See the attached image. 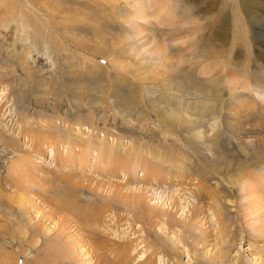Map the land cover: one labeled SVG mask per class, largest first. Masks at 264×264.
Instances as JSON below:
<instances>
[{"label": "rangeland", "instance_id": "374dc122", "mask_svg": "<svg viewBox=\"0 0 264 264\" xmlns=\"http://www.w3.org/2000/svg\"><path fill=\"white\" fill-rule=\"evenodd\" d=\"M247 84L264 92V0H0V264H264Z\"/></svg>", "mask_w": 264, "mask_h": 264}, {"label": "bare ground", "instance_id": "6f19581e", "mask_svg": "<svg viewBox=\"0 0 264 264\" xmlns=\"http://www.w3.org/2000/svg\"><path fill=\"white\" fill-rule=\"evenodd\" d=\"M146 13V12H145ZM144 16H145V14H144ZM147 16V15H146ZM145 19H147L146 17H144ZM150 18V17H149ZM162 18V17H161ZM162 21V20H161ZM255 83V82H254ZM257 85H259V84H257ZM245 91L248 89V92L250 93V94H252L253 96H256L258 99H260L261 100V102H264V92H262L261 93V90H260V88L259 87H256L254 84H247L246 85V87L245 88H243ZM174 97V96H173ZM197 97V96H196ZM191 100V99H190ZM189 100V101H190ZM193 100V99H192ZM195 100V99H194ZM199 100V99H198ZM183 101V100H182ZM201 102V101H200ZM198 105V104H197ZM199 106V105H198ZM206 106H207V103H201V105L199 106V111L197 112V114H199L200 116H202V114L205 112L204 110L206 109ZM211 108V107H210ZM209 108V109H210ZM163 111H165V110H163ZM167 112V111H166ZM184 116H186V117H192L188 112H190V113H192L193 114V112H194V108L191 106V104H188L187 105V107H186V109L184 110ZM198 117L197 115H195V117H197V118H200L201 119V117ZM196 118V119H197ZM178 121V120H177ZM210 121V120H209ZM209 121H207V122H209ZM212 121H214L213 119H212ZM213 123V122H212ZM211 124V123H210ZM209 124V125H210ZM201 128V127H200ZM194 129V128H193ZM210 129H211V131H214L215 130V126L213 125V124H211L210 125ZM196 130V129H195ZM198 130V129H197ZM199 131V130H198ZM197 131V135H196V137L197 138H202V137H204V134H203V132L202 131H199L198 132ZM191 132V131H190ZM196 133V132H195ZM77 134V133H76ZM79 134V133H78ZM214 135V134H213ZM75 136V135H74ZM80 137H83L82 135H79ZM80 137H78V141L76 142L75 141V143H77V144H81V146L82 145H85V144H83V143H85L84 142V140H82ZM74 138V137H73ZM72 138V140H75V139H73ZM77 138V137H76ZM88 138V137H87ZM94 138V137H93ZM92 138V141H94V139ZM80 139H81V141H80ZM96 139V138H95ZM83 141V142H82ZM8 142V141H7ZM74 142V141H73ZM79 142V143H78ZM97 143H98V139H97ZM116 144V143H115ZM92 145V147L93 148H98L99 149V151L100 152H102L101 154L102 155H100L103 159H104V156L106 157V158H108V157H111L112 156V153L114 152V151H112V150H110V148L109 149H107L104 145H103V149L101 148V146H102V144H100V143H98V145H100V146H96L95 147V144H94V142H93V144H90V146ZM117 146V151H115L116 153H120V155H121V158L123 157H128L127 155H129L128 153H129V151H131V150H129V149H126V147L124 146V144L123 145H121V144H117L116 145ZM97 149V150H98ZM127 151H128V153H127ZM209 151V150H208ZM211 151V150H210ZM15 153H16V151H14ZM211 153V152H210ZM239 153H242L243 155H246L247 153L244 151V150H240L239 151ZM109 154H111L110 156H109ZM168 154V153H167ZM114 155V154H113ZM242 155V157H246V156H243ZM15 156H18V155H15ZM129 156H131V155H129ZM167 157V156H166ZM72 158V157H71ZM118 158H120V157H117V158H115V159H118ZM215 158V157H214ZM20 159V158H19ZM112 158H110V160H111ZM121 163V162H120ZM119 165H122V164H119ZM184 167V166H183ZM182 167V168H183ZM181 168V169H182ZM185 169V168H184ZM182 169L181 170V175L179 176V177H181V176H184L186 179H187V177L189 176V173H188V171H187V169ZM16 171H17V169H16ZM180 171V170H179ZM18 172V171H17ZM144 172V171H143ZM178 177V176H177ZM256 177V176H255ZM250 180H252V179H250ZM246 186H247V188H245L244 189V191H245V194L247 195V197H246V200H247V204L248 205H252V206H254V204H255V201H253V200H250L251 198H253V196H258L257 194H259V192H254V191H256L255 189H252L251 190V188H249L250 186H251V184L249 183V184H246ZM254 190V191H253ZM257 190H258V188H257ZM259 191V190H258ZM255 193H257V194H255ZM69 200V199H68ZM62 201V200H61ZM64 201H65V199H64ZM19 202H20V207L21 206H23V204H28V205H30V207L32 208V209H34L35 211H43V209L41 210L39 207H38V205H36L37 203H34V202H32V199H30V197H28V198H26V195H24V196H22L20 199H19ZM63 202V201H62ZM61 202V203H62ZM70 204V203H69ZM69 204H66V205H64V208H63V210L65 209L66 211L68 210V208L70 209V205ZM17 205V204H16ZM256 206V205H255ZM72 208H74V207H72ZM76 208H77V206H76ZM91 208V207H90ZM78 209V208H77ZM86 209V208H85ZM71 210V209H70ZM96 209H91V210H89V211H84V210H82V211H80L82 214H84V216H85V218H88V220H90V219H93V220H95V219H97V214H96V211H95ZM253 210H255L257 213H259L258 212V209H257V207H253ZM69 211V210H68ZM77 211V210H76ZM79 212V214H81ZM79 218V217H78ZM260 218V217H259ZM70 219V220H69ZM65 218V221L67 222V224H68V221L69 222H71L72 220V218ZM261 219V218H260ZM262 220V219H261ZM55 224V223H54ZM76 224V223H75ZM77 225V224H76ZM55 226H58V225H56L55 224ZM78 226H79V224H78ZM34 227H36V226H34ZM77 227V226H76ZM78 228V227H77ZM59 229V228H58ZM54 229H51V228H44V227H42V226H39L38 227V229L36 230V233H39V234H41L43 237H48V238H50V237H52L53 236V234L52 233H54V235H60V236H62V242H61V244L62 245H64L65 246V248H68V250H69V254H72L73 253V250L74 251H76V249L78 248V246H79V241H78V239H76V238H72L71 239V243H66L65 241H63V239H64V237H65V235H66V233H65V231L62 229V231L61 232H54L53 231ZM254 230V229H253ZM35 232V231H34ZM261 233V232H260ZM62 234V235H61ZM262 234H263V232H262ZM70 238V237H69ZM52 239V238H51ZM55 240H57V239H55ZM58 241L59 240H57V241H55V242H57V244H58ZM61 241V240H60ZM63 246V247H64ZM80 248H82L81 246H79ZM64 248V249H65ZM66 250V249H65ZM68 250H67V252H68ZM84 251V250H83ZM67 252H66V254L65 255H67ZM84 254L83 255H85L86 257H87V255H89L88 256V261L90 262V264H93V259H92V257L90 256L91 254H89V251L88 250H85L84 252H83ZM74 254V253H73ZM74 255H72V257H73ZM70 259V258H69ZM82 263H83V261H82Z\"/></svg>", "mask_w": 264, "mask_h": 264}]
</instances>
